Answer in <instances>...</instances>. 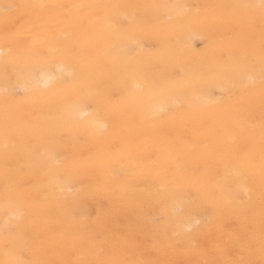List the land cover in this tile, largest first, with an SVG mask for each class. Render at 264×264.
Instances as JSON below:
<instances>
[{"label": "bare ground", "instance_id": "1", "mask_svg": "<svg viewBox=\"0 0 264 264\" xmlns=\"http://www.w3.org/2000/svg\"><path fill=\"white\" fill-rule=\"evenodd\" d=\"M43 2L204 6L258 0ZM203 12V7L200 13L193 9L186 18L171 21L167 11H161L158 20L153 19L155 13H147L137 33L142 43L135 48V56L153 70L150 80L157 90L152 92L135 88L137 83L143 86L141 79L106 70L112 60L100 57L112 43L110 27L99 24L95 14L76 18L75 10H61L62 21L56 29L21 37V47L31 45L27 62L6 66L0 61V145L5 135L6 88L16 101L7 110L15 144L7 173L0 147V228L6 183L41 202L39 214L24 222V239L6 244L0 232V261L13 258L17 248L22 249L19 258L24 264L77 260L84 241L78 225L86 222L93 231H103L106 247L118 251L126 242H137L141 258L150 264H197L206 258L199 250L169 247L174 227L161 210L174 200L185 201L184 207L200 221L194 229L202 238L199 243L224 250L214 258H235L241 245L253 236L259 238L264 185L259 178L258 128L254 138H230L237 112L251 111L259 124V86L254 92L233 87L231 66L217 77L215 64L226 51L234 56L243 52V26L240 22L226 27L202 23ZM114 14L117 26L129 24L127 9ZM60 64L73 73L65 74V80L75 79L93 93L101 92L70 117L60 110L65 102L61 90L54 84L45 86L47 74H55ZM193 75L194 81L187 82L186 77ZM133 90L134 100L129 98ZM161 105L167 106L164 112H159ZM96 119L107 126L102 136L91 132ZM53 142L54 157L50 155ZM129 151L134 156L131 164L122 155ZM248 153L255 155L257 166L246 172L252 179L241 184L233 179L238 169L226 164L231 157ZM85 172L91 179L81 178ZM120 186L132 189L131 200L112 194Z\"/></svg>", "mask_w": 264, "mask_h": 264}, {"label": "snow or ice", "instance_id": "2", "mask_svg": "<svg viewBox=\"0 0 264 264\" xmlns=\"http://www.w3.org/2000/svg\"><path fill=\"white\" fill-rule=\"evenodd\" d=\"M201 7L204 12L200 16V21L213 26H230L237 22L242 23L245 46L239 56H234L231 50L225 54L215 64L216 75L220 77L224 74V67L231 66L234 70L233 87L254 92L259 86L260 93V116L257 125L253 119L251 111H240L235 114L234 119L237 124L230 133V138L235 140L238 136L247 135L255 137L258 128L259 136V178L264 185V0L258 2L242 4H221L193 6L188 4H113V3H91V4H62L46 3L43 0H34L29 3H13L0 0V20L3 22V32L0 34V61L6 66L8 64L25 63L29 59L27 47L20 46V40L26 33L43 32L56 29L62 17L58 14L61 10H75V17L88 14H95L99 24L107 23L110 27L112 43L104 50L101 59H111V65L106 69L108 72L132 79H141L143 86L139 83L136 89L156 91V86L151 82L152 69L142 66L135 56V48L142 43L137 37L141 31V25L148 18L147 13L153 12L156 15L153 19H159L161 11H167V19L182 20L195 9L200 13ZM127 9L128 14L125 19L129 20L127 26H117L118 17L114 14L115 10ZM212 9L214 11L209 12ZM65 74L72 76L71 71L66 70L63 64L57 65L55 74H47L45 86L54 84L65 96V102L61 104L60 110L66 116H71L74 112L83 108L93 97L101 96L100 90L95 93L84 87L81 81L65 80ZM195 79L194 75L186 77L187 82L191 83ZM130 99H135V90L130 95ZM16 103L13 98L12 90L5 89V135L3 143L0 145L3 151L6 173L8 170L11 150L15 147L10 134V124L8 120V107ZM166 105H161L159 112L166 110ZM88 115V113H83ZM157 115V113H153ZM106 124L99 119L94 120L91 132L95 136H102L106 130ZM178 152L181 150H177ZM55 156V142L50 153ZM131 164L134 160L131 151L122 154ZM227 167L235 166V181L241 184L251 176L246 172L256 168L257 161L253 153L231 157L226 164ZM84 180L91 179L88 172L81 177ZM247 192V188H243ZM112 194L122 201L131 200L133 191L128 186H120L112 191ZM236 197L239 193L234 194ZM47 199V197H45ZM185 201L174 200L165 205L161 210V216L166 217L169 224L174 227L172 236L169 238V247L179 251H189L197 249L206 258L197 261V264H264V212H262L259 238L255 236L236 250L235 258L217 259L216 256L223 254V249L216 246L207 249L199 241L194 229L200 223L191 212L184 207ZM3 209L5 213L4 223L0 232L3 234L5 243H14L24 239V222L30 217L39 214L41 202L30 197L21 187L12 183H6L3 192ZM83 234L84 241L79 246L80 258L77 260L63 261H41L39 264H150L149 261L141 258L139 254V244L137 242H126L118 251L106 247L107 237L103 231H93L92 226L86 222L78 225ZM22 249H15V256L11 259L0 261V264H24L19 258ZM6 256L8 253H5ZM177 264V262H169Z\"/></svg>", "mask_w": 264, "mask_h": 264}]
</instances>
